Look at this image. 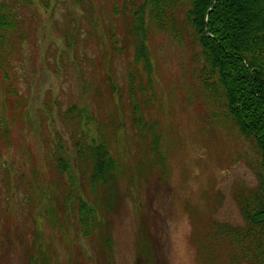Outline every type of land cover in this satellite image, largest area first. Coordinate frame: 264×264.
<instances>
[{
	"label": "rangeland",
	"instance_id": "obj_1",
	"mask_svg": "<svg viewBox=\"0 0 264 264\" xmlns=\"http://www.w3.org/2000/svg\"><path fill=\"white\" fill-rule=\"evenodd\" d=\"M39 39L34 49L26 44L32 57L21 82L31 118L14 121L4 105L9 133L0 160L9 170L0 165L6 180V185L0 180V264H27L29 248L38 244L45 248L46 264H76V248L81 251L78 264H137L138 253L140 264H233L228 244L213 232L218 225L242 226L236 197L255 183V157L206 100L194 74L197 62L190 44L149 32L153 86L144 95L152 102L142 107L140 137L131 127L127 69L121 61L111 66L120 90L113 100L94 38L81 39L76 53H67L57 68L55 53L47 49H63L61 31L47 15ZM45 100L51 115L48 129L60 133L55 138L48 131L46 149L35 116ZM73 105L90 116L84 130L104 142L107 156L119 165L103 200L108 209L98 211L93 242L80 235L73 214L63 210V191L48 159L56 139L70 145L64 115ZM79 198L92 202L85 187ZM52 208L55 216L49 214ZM91 247H97V254L92 255Z\"/></svg>",
	"mask_w": 264,
	"mask_h": 264
},
{
	"label": "trees",
	"instance_id": "obj_2",
	"mask_svg": "<svg viewBox=\"0 0 264 264\" xmlns=\"http://www.w3.org/2000/svg\"><path fill=\"white\" fill-rule=\"evenodd\" d=\"M46 15L61 31L63 49L56 45L47 49L55 53L56 68L67 53H76L81 39L94 38L96 48L102 51L105 87L115 100L120 90L114 84L111 66L117 61L124 64L131 127L140 137L144 135L142 107L152 102L144 95L151 93L153 86L149 32L154 29L179 44H190L197 62L194 74L206 100L255 157L251 165L255 183L236 197L242 226L218 225L213 233L228 244L231 263L264 264V0H0V151L7 149L6 106L14 121L31 118L28 98L23 99L21 91L26 60L32 57L26 44L37 47ZM35 111L46 149L48 131L55 138L60 133L48 129L51 115L46 100ZM64 119L69 120L70 145L56 139L48 154L49 164L56 172V186L63 191V210L73 214L80 235L92 241L98 211L108 209L103 200L119 165L107 156L105 143L84 130L89 115L73 105ZM151 150L156 155L157 145ZM0 165L1 170H9L4 160ZM0 180L6 185L3 173ZM81 187L88 190L91 203L79 198ZM49 214L55 216V210ZM101 234L103 250L106 241ZM77 249L76 264L81 254ZM44 251L39 244L30 247L27 264H46ZM91 251L97 254V247ZM137 255L140 264L141 254Z\"/></svg>",
	"mask_w": 264,
	"mask_h": 264
}]
</instances>
